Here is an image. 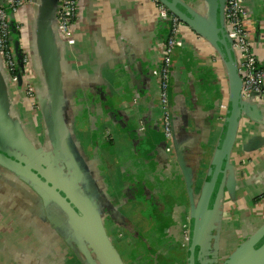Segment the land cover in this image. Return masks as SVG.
Instances as JSON below:
<instances>
[{
  "label": "crops",
  "instance_id": "0c3cea01",
  "mask_svg": "<svg viewBox=\"0 0 264 264\" xmlns=\"http://www.w3.org/2000/svg\"><path fill=\"white\" fill-rule=\"evenodd\" d=\"M178 1L209 15L205 0ZM246 7L254 53L264 57V0H246ZM73 36L75 41L59 40L55 47L56 120L70 157L53 146L42 110L32 111L19 93L8 96L10 108L21 117L35 152L50 155V168L60 166L64 177H75L79 169L75 189L99 216L121 264H187L182 233L190 230V206L179 160L197 199L229 111L224 64L204 39L181 30L172 54L174 139L166 144L151 71L169 23L155 3L84 0ZM256 114L264 121V110ZM253 138L263 141L264 128L241 118L223 166L222 202L216 203L228 208H219L211 232L220 259L264 224V143L254 152L243 150ZM54 141L60 144L57 136ZM40 153L29 159L38 161ZM50 204L0 166V264H101L67 222L53 223L46 214L47 207L56 209Z\"/></svg>",
  "mask_w": 264,
  "mask_h": 264
},
{
  "label": "water",
  "instance_id": "95a60500",
  "mask_svg": "<svg viewBox=\"0 0 264 264\" xmlns=\"http://www.w3.org/2000/svg\"><path fill=\"white\" fill-rule=\"evenodd\" d=\"M156 1L188 30L210 44L223 62L228 79L229 111L225 118V128L219 147L214 154L211 174L204 180L202 191L197 199L193 193L189 174L183 162L179 160L190 206L191 225L187 244V264H208L205 257L209 255L206 251L209 248L211 232L214 230L218 216L216 203L222 202L223 166L229 162L232 155L241 118L254 119L261 129L264 128V121L260 118L259 120L256 114V110H264V106L260 107L241 101V80L237 74L236 63L224 29L223 15L226 0H205L210 9L209 15L194 12L178 0ZM57 10L58 0H33L26 12L23 13L21 23L24 43L29 56L30 82L35 91L37 110H42L46 121L47 135L54 142L53 146L57 148V151L61 150L67 157H70V152L60 137L55 112L58 97L56 95L58 93L56 65L59 62L55 47L59 40L63 41L58 35L56 26ZM79 24L80 13L74 31L77 30ZM10 28L19 79L17 85L11 81L0 58V166L24 181L36 196L43 199L45 204L52 203L50 205L56 209L50 210L47 207L46 214L55 218L53 223H60V226L64 221L68 224L70 222L69 225L74 232L83 237L87 243L84 247L91 249L101 264H121L99 216L91 209L90 204L85 203L75 189V185L80 180L79 169L75 166V177L73 175L64 177L63 168L59 169L60 166H56V171L50 168L48 165L54 164L52 158L49 154L40 153L41 151L35 152L34 146L29 143V138L24 136L26 133L21 124V117L16 112L13 113L10 108L8 96L11 93H19L25 97L20 90L24 66L18 49V34L13 16H10ZM70 41H75L74 36ZM42 87L46 90V95H43ZM26 100L30 105L27 98ZM55 136L59 139L60 144L54 141ZM263 143L264 140L250 139L243 150L247 153L254 152ZM38 153H40L38 161L34 162L29 159L30 156L35 157ZM216 186L217 190L213 200L215 204H210ZM66 219H70L69 222ZM263 238L264 226L235 248L223 264H264V241L261 243Z\"/></svg>",
  "mask_w": 264,
  "mask_h": 264
},
{
  "label": "built area",
  "instance_id": "2783aa9c",
  "mask_svg": "<svg viewBox=\"0 0 264 264\" xmlns=\"http://www.w3.org/2000/svg\"><path fill=\"white\" fill-rule=\"evenodd\" d=\"M157 10L164 14L169 23V37L158 45L159 60L151 71V77L157 85V102L160 109V127L166 144L173 139L171 109V79L173 76L172 54L178 47V38L182 29H187L175 16L156 0ZM33 0H0V58L11 81H18V65L14 55L13 38L10 28V16L18 34V49L22 56L24 75L21 91L30 102L31 109H38L35 91L30 82L29 56L24 43L22 15ZM82 0H58L56 26L63 40H71L74 28L79 20ZM224 29L230 49L236 63L237 74L241 80L240 98L242 102L264 106V57L254 53V44L249 29L252 25L245 0H226L224 7ZM17 85V84H16ZM245 164V159L241 160Z\"/></svg>",
  "mask_w": 264,
  "mask_h": 264
},
{
  "label": "flooded vegetation",
  "instance_id": "af4514ba",
  "mask_svg": "<svg viewBox=\"0 0 264 264\" xmlns=\"http://www.w3.org/2000/svg\"><path fill=\"white\" fill-rule=\"evenodd\" d=\"M22 88V87H21ZM21 88H20V90H21ZM21 92H23V91H21ZM159 106V105H158ZM159 119H160V109H159ZM172 120V128H173V119H171ZM158 123H159V121H158ZM140 129H143V125H142V123H140ZM159 130H160V132H161V135H162V138H163V141H164V143H166L165 142V139H164V137H163V134H162V129H161V127H160V123H159ZM173 133H174V128H173ZM173 138H174V134H173ZM219 208L221 209V211L222 210H226V208H228V207H225V206H223V205H220V207H217V209H218V211L220 212V210H219ZM224 208V209H223ZM263 226H264V224H263ZM260 229H261V227H260ZM216 236V235H215ZM182 240H183V242H184V244L187 246V244H188V240H189V230H187V231H184V233H182ZM264 241V238L261 240V243ZM244 242V241H243ZM242 242V243H243ZM241 243V244H242ZM240 244V245H241ZM218 246L219 245H217V240H211L210 241V245H209V248L207 249V251L206 252H208L209 253V255H206L207 257H205V259L207 260V262L206 263H208V264H223L224 263V260L231 254V252H233V250L230 252V253H228V255L227 256H225L224 258H219V256H220V250H219V248H218ZM239 246V245H238ZM237 246V247H238ZM236 247V248H237Z\"/></svg>",
  "mask_w": 264,
  "mask_h": 264
},
{
  "label": "trees",
  "instance_id": "16d2710c",
  "mask_svg": "<svg viewBox=\"0 0 264 264\" xmlns=\"http://www.w3.org/2000/svg\"><path fill=\"white\" fill-rule=\"evenodd\" d=\"M216 190H217V186L214 188L213 195H212V198H211V200H212L211 202H213V200L215 198Z\"/></svg>",
  "mask_w": 264,
  "mask_h": 264
},
{
  "label": "rangeland",
  "instance_id": "374dc122",
  "mask_svg": "<svg viewBox=\"0 0 264 264\" xmlns=\"http://www.w3.org/2000/svg\"><path fill=\"white\" fill-rule=\"evenodd\" d=\"M66 220H67V219H66ZM69 220H70V219H68L67 221L69 222ZM69 224H70V222H69ZM66 229H67V230L70 229V228L68 227V224L66 225ZM68 236L72 237V234L70 233Z\"/></svg>",
  "mask_w": 264,
  "mask_h": 264
}]
</instances>
